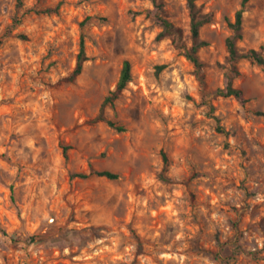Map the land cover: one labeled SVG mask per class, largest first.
I'll list each match as a JSON object with an SVG mask.
<instances>
[{
    "label": "rangeland",
    "instance_id": "1",
    "mask_svg": "<svg viewBox=\"0 0 264 264\" xmlns=\"http://www.w3.org/2000/svg\"><path fill=\"white\" fill-rule=\"evenodd\" d=\"M188 1L160 0L191 46ZM241 1L197 0L214 14L201 83L157 39L152 0H0V264H264L261 66L237 62L245 105L217 93ZM81 37L82 74L56 85ZM262 46L264 0H250L237 48ZM125 60L131 81L104 108L124 130L86 124ZM92 170L118 177H74Z\"/></svg>",
    "mask_w": 264,
    "mask_h": 264
},
{
    "label": "trees",
    "instance_id": "2",
    "mask_svg": "<svg viewBox=\"0 0 264 264\" xmlns=\"http://www.w3.org/2000/svg\"><path fill=\"white\" fill-rule=\"evenodd\" d=\"M23 0H18V3L21 4ZM153 1V8L147 11V16L152 18L157 26L161 28L160 33L157 36L158 40L164 39H171L173 44L178 48L183 50L184 55L186 58L192 62L194 67L196 68L197 77L199 81L202 83V79L198 75L202 68V62L199 58V50L205 45V42L201 41L200 38V31L201 28L212 22L214 19V14L212 11H204L201 5L197 4V0H189L188 7H189V18H190V33L191 38L193 40V44L191 46H187L183 43V33L182 29L175 24H173L170 20H168L163 15V7L160 0H152ZM250 0H242L241 7L235 13V20L234 22H230L229 25L232 28L233 32L235 33L233 36L227 38L226 40V47L228 50V61L232 64V74H227L224 77V86L217 90L218 95L222 97H234L241 105H245L248 100L244 95L242 89L236 87L234 85L235 77L239 74L236 65L237 62L241 59H247L253 63L258 64L261 66L264 72V46H262L259 50L258 49H249L247 52L241 53L237 48V40L241 39V29L243 23V17L245 13V9L248 5ZM58 6L55 8H45L42 10H37L40 13H56ZM88 19V18H86ZM86 21V20H85ZM84 24V22H83ZM88 60V56L85 51V42L84 38L81 37L80 41V49L79 53L76 57V63L72 71L67 75L59 79L55 84L60 85L62 83H73L83 71V67L85 62ZM131 64L128 60L123 62L120 75L118 81L116 82L115 88L113 91L105 97L101 109L96 116L90 118L86 121L88 125H94L97 123H106L111 127L116 128L119 131H123V126L117 125L116 122L109 119L105 113L104 108L107 105H111L114 107L115 101L120 98L123 94L124 90L126 89L128 83L131 81ZM67 147H64V153L66 154ZM164 162L167 161V157L163 154ZM105 177L108 179H116L118 174L109 171V170H92L89 174L86 173H76L74 177L79 178H88V177ZM166 180L169 181L168 178Z\"/></svg>",
    "mask_w": 264,
    "mask_h": 264
}]
</instances>
